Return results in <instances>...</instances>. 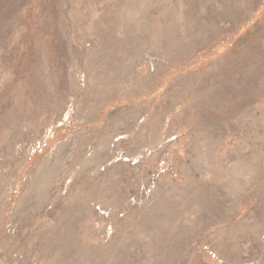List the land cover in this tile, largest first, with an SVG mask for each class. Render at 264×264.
<instances>
[{
	"label": "rangeland",
	"instance_id": "rangeland-1",
	"mask_svg": "<svg viewBox=\"0 0 264 264\" xmlns=\"http://www.w3.org/2000/svg\"><path fill=\"white\" fill-rule=\"evenodd\" d=\"M0 264H264V0H0Z\"/></svg>",
	"mask_w": 264,
	"mask_h": 264
}]
</instances>
